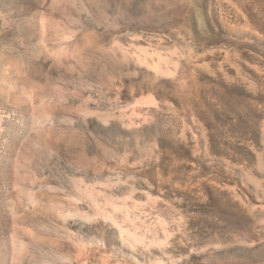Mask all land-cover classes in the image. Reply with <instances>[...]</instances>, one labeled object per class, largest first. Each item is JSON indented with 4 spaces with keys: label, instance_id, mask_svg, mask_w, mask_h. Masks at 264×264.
<instances>
[{
    "label": "rangeland",
    "instance_id": "rangeland-1",
    "mask_svg": "<svg viewBox=\"0 0 264 264\" xmlns=\"http://www.w3.org/2000/svg\"><path fill=\"white\" fill-rule=\"evenodd\" d=\"M0 264H264V0H0Z\"/></svg>",
    "mask_w": 264,
    "mask_h": 264
}]
</instances>
